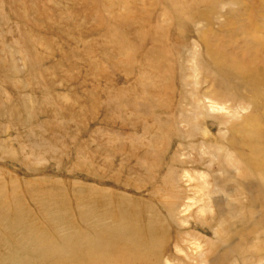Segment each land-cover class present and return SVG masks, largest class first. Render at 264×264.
Returning a JSON list of instances; mask_svg holds the SVG:
<instances>
[{"label":"rangeland","instance_id":"374dc122","mask_svg":"<svg viewBox=\"0 0 264 264\" xmlns=\"http://www.w3.org/2000/svg\"><path fill=\"white\" fill-rule=\"evenodd\" d=\"M0 264H264V0H0Z\"/></svg>","mask_w":264,"mask_h":264}]
</instances>
